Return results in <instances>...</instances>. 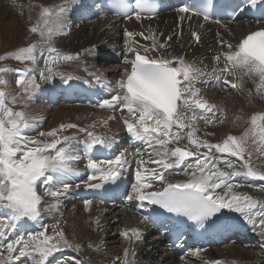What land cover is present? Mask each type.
Segmentation results:
<instances>
[{"label":"snow or ice","instance_id":"snow-or-ice-1","mask_svg":"<svg viewBox=\"0 0 264 264\" xmlns=\"http://www.w3.org/2000/svg\"><path fill=\"white\" fill-rule=\"evenodd\" d=\"M70 2L78 3L79 0H70ZM244 3L255 7L258 0H244ZM116 6L128 19H131L132 15H135L137 20L141 19L140 12L133 11L127 0H116ZM136 6L142 11L146 5L144 0H136ZM66 11V5L60 6L54 13L48 8L44 9L45 16L42 23L46 31L40 32L44 37L40 42L42 48L51 49L53 37L65 25ZM180 11L188 12L189 9L183 7ZM201 14L204 20L209 19L210 13L207 10ZM30 30L35 33L38 29L34 26ZM126 35L132 38L134 33L127 31ZM140 35L144 36L143 33ZM194 37L199 41V34H194ZM144 38L153 41L152 50L164 47L162 44H156L154 35ZM168 39L170 40L171 37ZM220 43L229 49L223 54L225 66L211 73L193 68L183 57L174 59L163 56L152 57L147 47L141 49L139 44L133 47L130 43L128 53L132 58L126 59L130 68L126 77L119 82L120 92L105 99L102 106L111 108L122 105L123 109L136 118L135 122H126L128 131L134 134L136 140L144 142L151 149L149 160L139 162L135 183L132 186L142 206L147 201L150 205H158L168 213L186 216L201 225L210 223L214 217L219 219L217 214L223 209H229L241 213L246 219L254 214L259 215L261 227L264 228V211L254 212L256 202L247 195L241 197L234 194L235 185L231 182L232 178L237 176L264 180V172L254 171L249 160L245 159L244 145L249 133L245 132L239 140L235 136H229L223 143L212 144L206 139L195 138L194 123L198 119L195 109L211 112L213 108V105L198 96L200 89L195 87L198 77L207 75L210 80L220 83L221 77L231 68L240 70L242 75L258 76L261 86L264 87V28L246 35L234 50L233 45H225L223 40ZM37 49V44H29L11 55H14L17 61L32 62L34 66L38 58ZM51 50L55 51V49ZM4 58L0 56V60ZM75 58L71 55L63 56L64 60ZM220 59L219 55L215 57L216 61ZM57 62L54 60L52 63L55 65ZM7 71V68L0 67V73ZM23 71L28 72L29 69L25 67ZM46 71L47 74L40 73L41 79L45 81L59 74L54 67H48ZM96 78L99 80L98 74ZM0 83H4L2 78ZM17 83L23 86L25 91L33 94L40 88L35 77L26 83L25 77L21 75ZM223 83L229 82L225 80ZM231 87L236 88L237 85L231 84ZM11 103H15V99ZM189 112L192 113L190 120L193 123H185L186 114ZM204 119L211 123L207 116ZM258 120H264V114H254L251 117L252 125H257ZM33 126L34 118L24 111H14L6 103L5 93L0 91V209L10 211V216L6 218L7 223L4 219H0V238L14 231L17 222L25 218L37 221L41 217L42 195L37 191L38 182L42 181L47 185L49 182L57 181L62 184V187L55 191L47 187L44 190V195L56 201V203L45 201L48 210L51 211L58 207L60 197L71 187L64 182L66 174L76 171L73 163L78 157H74L66 147L58 148L60 139L44 143L40 140H32L25 134V131ZM174 126L177 129H191L187 133V140L191 145H195V150H190L187 145L169 149V144H178L184 138L180 131L173 130ZM61 127L68 128L75 125H61ZM85 131L90 137V142L86 145L88 149L106 143V139L88 132L87 129ZM56 134V129L49 133H40L41 136L52 137ZM261 138L264 139V129L261 130ZM70 139L68 136L63 137L65 144ZM213 149L220 154H228L229 157H238L242 163L237 167L236 162L230 158L214 156ZM190 157L196 158L195 163H186ZM149 163L157 167L141 169L142 165ZM127 164L128 160L124 152L117 155L114 160L108 161H97L89 157L87 168L95 170L99 176L89 175L82 183L89 188H101L103 183H91V181L115 180L120 175L119 169ZM221 164L224 169L219 166ZM176 169L183 171L188 179L177 182L166 181L165 172ZM149 181H159L164 186L160 190H152L153 183ZM218 189H223V194L217 192ZM45 232L37 236H29L27 240L19 237L7 244L0 243V249H3L0 251V264H11L13 260L20 261L21 258H31L30 264H45L56 251L61 250L60 243L67 248H79V245H74L65 239L63 232L55 234L59 237L56 243L52 242L54 237L46 235ZM132 233L139 235L136 229H133ZM123 235L129 236V232L125 231ZM38 237L42 238L38 239ZM4 251L9 254L7 258L4 257ZM13 253L17 254L12 255ZM25 264H29V261L25 260ZM73 264H79V261H73Z\"/></svg>","mask_w":264,"mask_h":264},{"label":"bare ground","instance_id":"bare-ground-1","mask_svg":"<svg viewBox=\"0 0 264 264\" xmlns=\"http://www.w3.org/2000/svg\"><path fill=\"white\" fill-rule=\"evenodd\" d=\"M37 3L38 1H30L28 6V10H30V12L28 22H26L22 20V15L16 12V10L19 8V5L11 7L6 0H0V56H3L6 52L9 51L10 54L7 56V59L11 61V52H16L18 47L30 43L32 39L35 38L33 35L42 37L40 34L41 30L46 31L45 26L42 29L37 30V32L35 33L30 31L32 27H37L36 22H42L45 16L44 9L48 8L54 13L60 6L66 5L64 3V0H47L40 5H38ZM43 4L44 6H42ZM66 7L67 11L64 13V15L67 18V15L72 13L71 4L66 5ZM166 18L169 19L168 23H166ZM175 18L176 17L173 13H167L162 16V19L160 21L153 22L152 25H154L159 31H163L165 34L172 35V33H174V28L176 27ZM29 23H32V26L28 25ZM120 25L121 27H119V24L117 23L110 22L109 19L101 18L97 21L88 23H78L71 30L65 23L64 27L60 29L53 37L51 49H55V51H52L47 47L39 48L37 50L38 58L35 62V65L33 66L32 62L25 61L23 69L25 67L29 69V71L26 73L31 77H35L36 83L42 80L40 76L41 72L47 74L46 69L48 67H54V70L59 73L52 78L61 77L64 74H74L77 72L79 67H83L84 71L93 76L95 83H97V74L99 75L100 81H116L124 73L123 65L120 61L122 59L128 58V46L130 43H132L126 35V32H132L133 30L138 29L137 25L139 24L135 19H133L125 23L123 22ZM189 25L199 28L198 23H195L194 20L191 21ZM236 25L237 27H234ZM187 26L188 25H186L185 23L183 24L182 39L177 40L176 36H173V38L168 42L166 52H170L171 50H173L174 52L186 51L187 53L183 55V58L185 60H189L192 58H195V60L199 62L205 60V64H207L209 67V72H213V70H216V67L211 62L209 49L212 48L214 50V53L220 54L221 48L218 43H220L221 40L224 41L225 45L231 44L234 47L236 40L241 38L242 35L245 34V32H247L250 28L245 22H237L233 25H227L226 27H223L221 29V37H218L214 34L213 31H211V24L206 23V25L202 29L199 28L203 32L202 43L201 45H197V47H194L193 40L191 39V34L189 31H187ZM211 37H213L214 39L211 40ZM93 45L101 46L105 53L110 54L115 53L117 46L121 45V48L119 49L120 52H118L119 55L117 56V54H114V57H116L119 61L115 64H110L109 66L103 68V70H105L106 72H102L96 67L95 61L97 60V58L89 56L88 51L84 50V48ZM164 48L165 46L161 49ZM222 49H224L225 52L229 51V49H227V47L225 46H222ZM66 55H71L76 58L73 60H64L63 56ZM168 56H170V54H168ZM54 60L58 61L55 65H53L52 63ZM84 60H87L88 65H84ZM0 78H2L4 81V83H1L2 90H12L9 91V94L11 95V101L15 99V103L12 108L21 111L23 110L24 102L28 106V110L25 113L28 116L34 118V124H36L37 128L31 127L25 132H29L30 130H37L38 132H41L47 125L53 127L54 129L57 125L60 124V122H65L69 118L75 119L76 117L81 118L80 116L90 115L89 113L91 110V113L93 114H103L102 112L95 111L91 108L64 105L63 103L65 102V100L61 101L60 104L62 105H59L58 107L53 108L51 107V104L48 103L47 108H45V106L40 105V103L43 102L40 95L41 93H37L35 91V93L33 94L29 91H25V88L19 83L17 85L18 88L13 90V82L17 81V79L14 78L13 74L7 72L5 76H1ZM201 78H204V76L198 77L197 81ZM25 81L26 83L30 82V80ZM229 83L231 85L233 84V81L230 80ZM219 91H221V89H219ZM236 91H238V89ZM221 94V92H219L218 94V92H216L215 90L213 96L217 100H221L220 97L226 99L232 97L231 94L229 95L231 97H226L225 95L221 96ZM16 98H19V102H16ZM232 99V103H235L234 105H229V102L224 101L223 99L221 100L223 101V105L225 106L226 111L229 107H233L236 111H239L231 113V124L235 125L241 120V123H246V126L243 132H241L242 129L240 128V131L238 132H235L236 130L230 132L229 136H235L239 140L244 136L245 132L249 133L244 146L245 150L250 152L252 157V160L249 161L250 166L254 171L264 172V139L261 138V130L264 129V122L263 120H258L257 125L255 126H253L251 123V117L254 114H264V91L261 89L259 83L257 82V77L255 75L247 76V79L241 82V93H237L235 97H232ZM107 115L109 116L111 121L116 122L115 114ZM93 119L95 121H98V123L93 124L94 129H96V126H98L99 130L105 128L101 123H99L102 122L99 117ZM117 123L118 122H116V124ZM222 124V120L218 123H213L210 128L208 127L209 130L206 135L202 136V139H206L212 144L223 143V141L226 140L229 136L222 134ZM228 128L224 130L228 131ZM205 129L195 130H197L198 132H202ZM187 132L188 130L186 129L182 131L185 138H187ZM252 138H254V141L249 144V141ZM70 142L71 139L67 142V144H65L64 142V146H67L68 144H70ZM138 146L139 144L137 141L136 145L131 150H128V155L132 157L131 160H134L138 157L137 164L139 165V162L141 160L148 161V158L142 156V154L148 155V153L145 148L139 149ZM141 146L143 145L141 144ZM192 147L193 145L189 146V149L192 150ZM205 150L207 151V149ZM212 154L217 157L232 159L234 162H236L237 167H239V164L242 163V161H240L238 157H229L228 154H220L216 152L215 149L212 150ZM139 155L141 156L139 157ZM131 160H128L129 168L131 166ZM135 166L137 165H134L133 167ZM219 166L224 169L223 164ZM145 167L151 168L150 164H145L141 166V169ZM167 173L168 172L165 173V179ZM173 173L176 177H184L181 175L180 169L173 170ZM185 178L188 179V177L186 176ZM250 181V184L255 186L253 189H247L251 194H249L245 189H237L238 187L243 186L245 183L242 181L240 176L235 177L236 183L233 192H235V190L237 189V195H240L241 197L247 195L253 201H255L256 204L261 203V206L258 207V210L264 211V187L262 189H258L257 187L263 185L264 181L256 178H250ZM39 183L43 191L46 187L49 190H55L54 182H49L47 185H45L42 181ZM80 206L78 205L75 207L74 215H72L73 211H68V215L66 211L63 212L65 219L69 222L66 232L69 240L77 243L82 241L85 242L88 239L97 242L100 240H108L110 244L114 245L113 248L121 249L123 243L118 238L117 232L119 230V227H121L122 225L134 223V220L130 219L131 211H124L123 209L116 207H114V209L107 208L102 205H97L94 202L92 209H89L86 215ZM88 216L92 220L87 221ZM97 219H101L100 224H102V226L99 228H93L94 221H96ZM104 235L105 237L102 239ZM153 240L154 241L152 243L138 246L140 264H179L177 258L174 255H171L166 250L164 251V248L161 246L159 237H153ZM83 247L87 248L88 245H83ZM208 253L210 256L209 258L213 260L223 258L224 263L229 260L231 261L232 259L238 260L236 264L239 263V260L244 264H260L261 262H264V258H258L257 252L255 253L254 251H248L238 244H228L221 249H218L217 251H209ZM114 254L117 255L118 253L114 252ZM231 263L233 262L231 261ZM99 264H105V262Z\"/></svg>","mask_w":264,"mask_h":264},{"label":"rangeland","instance_id":"rangeland-1","mask_svg":"<svg viewBox=\"0 0 264 264\" xmlns=\"http://www.w3.org/2000/svg\"><path fill=\"white\" fill-rule=\"evenodd\" d=\"M234 27H237V25L236 26H234ZM12 88H13V85H12ZM12 88H10V89H12ZM217 91H219V90H216V92ZM224 93H226V94H228V95H230V90H226ZM218 94H219V92H218ZM222 95H224V94H221V96ZM229 97H231V96H229ZM232 98V97H231ZM220 99L222 100H225V101H227V102H229V105H234L235 103H232V101H229V99H226V98H222V97H220ZM228 104V103H227ZM227 112H231V113H233V112H239L238 110L236 111L233 107H229L228 108V110H227ZM230 116H231V114L230 115H228V118H229V120H230V123H229V128H228V131H225V130H223L222 131V129H223V126H224V122L225 121H223V124H222V128H221V132H222V134L223 135H227V136H229V133L230 132H233V130H236L235 132H238V131H240V128L242 129L241 130V132H243V130H244V128H245V126H246V123H241V120L236 124V125H232L231 124V118H230ZM238 127V128H237ZM233 128V129H232ZM234 128H236V129H234ZM215 137V136H214ZM251 140H253V139H251ZM151 245V244H150ZM247 250V249H246ZM248 251H254V250H248ZM256 253V252H255Z\"/></svg>","mask_w":264,"mask_h":264}]
</instances>
